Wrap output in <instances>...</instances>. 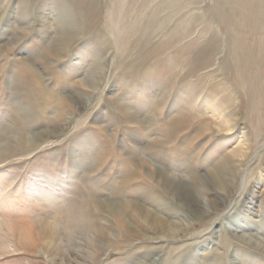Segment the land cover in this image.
<instances>
[{"label":"rangeland","instance_id":"1","mask_svg":"<svg viewBox=\"0 0 264 264\" xmlns=\"http://www.w3.org/2000/svg\"><path fill=\"white\" fill-rule=\"evenodd\" d=\"M254 6L0 0V264H264V61L236 71L238 41L264 49ZM44 224L47 250L8 227Z\"/></svg>","mask_w":264,"mask_h":264},{"label":"bare ground","instance_id":"2","mask_svg":"<svg viewBox=\"0 0 264 264\" xmlns=\"http://www.w3.org/2000/svg\"><path fill=\"white\" fill-rule=\"evenodd\" d=\"M230 1H231V3L235 4L236 7L241 8L240 14L243 16L242 18L249 19L254 14L256 15L255 11H256L257 6H254V4H256V0H230ZM236 56L238 58V61L236 60V68H237L236 71H237L241 81L244 83V82H247V79H248L250 82V80H251L250 75H251V73L254 72V69H255L254 64H255L257 57L262 58L264 61V49L262 48V45H259L258 43L254 44V43L248 42L247 39H245V38L241 39L240 41H238V44H237ZM261 69L263 70L264 66H262ZM247 73H250V74H247ZM262 80H263V78H262ZM228 129H230V128H228ZM244 150L245 149H243V148L236 149L235 151L230 153V155L228 157H225L223 159V162L219 166H215V168L212 170V173H211L213 175L212 180L214 181L215 185L219 189L224 190V191H226V190L228 191V189H227L228 188L227 176H231V174L233 173V164L231 162L234 160H236V162H238V163L242 162L243 159L246 157V153ZM162 191L168 193L169 195H172L173 198H177V199H179V201L183 202L184 203L183 206L187 210H190V209L193 210L191 201L187 202L186 199H184L182 197L185 195L182 194L183 191H181L179 188H173V189L171 188L170 190H166V191H165V189H163ZM97 204L99 207L103 206V204L101 202H95L94 203V205H97ZM123 204H125V203H123ZM167 204L169 205V207H171L169 203H167ZM216 206H218V205H216ZM125 208L128 211L131 210L135 216L139 217V218L136 217L137 219H140V216L142 217L144 212L145 213L149 212L148 210H145L144 206L137 204V203L126 204ZM194 209H195V207H194ZM146 216H149V213L146 214ZM163 223H164V221H163ZM47 225L44 224L41 227H39V230L37 231V233H35V235H31V233L29 232V228H27V227L25 229L24 228L17 229L16 228L17 226H14V225H13V227H11V226H8V227L10 229L9 230L10 233L13 232L15 234L13 236L22 240L21 246L23 247L24 250H27L29 248L31 251H34V248L32 246V244H34V243H32L33 239H35L36 241H40V243L42 242L41 243L43 246L42 248L44 250H47L50 248L51 243H49L48 241H45L44 239H52V238L56 237V235H55L56 229L52 226H49V225L47 226ZM161 225L164 227V225L162 223H161ZM24 239H31V240L24 243Z\"/></svg>","mask_w":264,"mask_h":264}]
</instances>
